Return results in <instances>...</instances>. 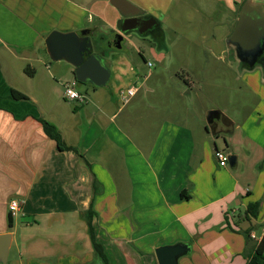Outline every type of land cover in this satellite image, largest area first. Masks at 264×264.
I'll return each instance as SVG.
<instances>
[{"label": "crops", "instance_id": "1", "mask_svg": "<svg viewBox=\"0 0 264 264\" xmlns=\"http://www.w3.org/2000/svg\"><path fill=\"white\" fill-rule=\"evenodd\" d=\"M129 1L161 25L162 16L190 13L203 23L202 37L210 36L213 24L226 28L222 34L227 37L244 0ZM95 3L108 4V0H0V233H11L13 242L10 230L19 222L23 247L7 264H97L80 218L89 204L100 240L95 238L108 264H157L155 248L176 243L190 248L177 264H246L245 254L264 233V197L254 199L262 219H246L238 206L245 211L249 197L241 203L234 173L215 166L213 184L200 169L205 157L215 160V150L236 157L233 170L239 165V155L225 139L235 132V123L225 113H221L225 128L215 131L209 130L206 119L194 130L155 115L148 117L145 126H133L129 135L118 127L94 124L93 135H82L80 151L65 142L55 125L63 145L73 149L59 151L43 133L31 88L15 86L17 65L18 73L31 74L21 62H39L34 60L35 50L51 30L87 26L90 16L97 14L92 10ZM117 17L116 12L113 23ZM103 25L113 27L109 21ZM11 90L27 99H14ZM84 127L87 134L90 124ZM258 175L262 185L264 176ZM95 184L98 191L92 195ZM10 199L22 206L8 229ZM247 231L246 240L241 232ZM210 239L226 243L221 254L206 249L211 247Z\"/></svg>", "mask_w": 264, "mask_h": 264}, {"label": "rangeland", "instance_id": "2", "mask_svg": "<svg viewBox=\"0 0 264 264\" xmlns=\"http://www.w3.org/2000/svg\"><path fill=\"white\" fill-rule=\"evenodd\" d=\"M92 10L97 14L90 16L92 20L87 26L98 25L100 31L106 32L103 24L107 21L113 24L116 12L107 3H95ZM160 20L166 48H157L147 40L129 35L121 51L110 50L105 58L110 72L107 87L95 88L77 82L73 67L63 61H50L43 42L35 50L34 60L39 62H21L22 67L29 66L31 74L18 73L17 65L15 73L19 78L15 80V86L24 90L31 88L37 100L35 110L40 118L57 125L65 142L74 143L79 151L82 135L89 138L95 133L96 125L118 127L129 135L133 126L136 129L145 126L150 115L167 117L198 130V123L206 124L205 114L211 110L208 105H212V110L225 113L235 123V132L231 137L225 136V139L239 155V165L233 170L227 163L226 169L234 173L241 203H247V199L254 203V199L264 197L263 184L258 175L264 176V170L259 169L264 146V81L261 75L254 71L239 74L236 66L229 64L228 54L225 53L226 36L222 34L226 28L213 24L210 26L214 27L210 36L202 37L200 30L203 23L190 13L180 17L166 15ZM219 22L222 23V20ZM32 46L33 42L28 43L26 48L31 49ZM73 83L74 88L84 96L82 104L63 97V85L72 88ZM128 87L135 88L136 93L123 103L122 95ZM114 111L117 113L109 122L108 117ZM64 116L69 117L64 119ZM87 124L90 127L86 134L83 131ZM222 143H217V146L222 147ZM122 161L125 162V159ZM114 163L118 164V153ZM215 166V160L205 157L200 168L213 184ZM231 185L229 181V188ZM91 189L92 195L97 194L96 184ZM244 189L250 190V193H244ZM21 206L19 203V208ZM238 207L239 214H243V206ZM261 219L259 214L257 220ZM20 227L21 224L17 222L16 227L10 230L13 232L8 257L10 261L23 248ZM256 234H259V230ZM95 237L100 240L97 235ZM210 246L205 247L221 254L226 243L210 239Z\"/></svg>", "mask_w": 264, "mask_h": 264}, {"label": "water", "instance_id": "3", "mask_svg": "<svg viewBox=\"0 0 264 264\" xmlns=\"http://www.w3.org/2000/svg\"><path fill=\"white\" fill-rule=\"evenodd\" d=\"M108 5L117 12L121 24L120 32L133 31L136 25L126 23H137L139 15L144 12L129 0H108ZM264 0H244L240 6L235 25L230 34L225 38V53L228 54L230 65L238 63L237 70L241 64H248L249 72L256 66V58L261 54L264 46ZM153 23L156 22L151 17ZM87 30L82 31L86 34ZM120 39L115 40V48H120ZM45 52L52 62L63 61L75 69V80L81 84H89L95 88L107 87L110 82V72L98 55L90 54L91 43L88 37H80L76 31L51 30L43 39ZM264 81V76H261ZM222 114L217 110L206 112V122L209 130ZM228 166L232 169L236 166V157L227 155ZM12 235L9 232L0 233V264H7ZM190 248L186 244L176 243L169 246L155 248L154 255L157 264H177L180 257L186 255Z\"/></svg>", "mask_w": 264, "mask_h": 264}, {"label": "flooded vegetation", "instance_id": "4", "mask_svg": "<svg viewBox=\"0 0 264 264\" xmlns=\"http://www.w3.org/2000/svg\"><path fill=\"white\" fill-rule=\"evenodd\" d=\"M264 10V7H263ZM139 21L137 23H126L128 26L129 24L136 25L135 30L133 31H126V32H120L121 24H118L119 17H117L116 21L113 23V27H106L104 31L102 32L99 30L98 25L97 26H83L82 28L76 29L75 31L78 33L80 37H88L91 43V50L88 55H84L83 59H87V57L92 55H98L100 56L104 64L107 66L106 56L108 55V52L110 50H118L121 51L124 46L126 45L127 38L129 35L134 34L138 38L142 40H147L149 43L154 44L157 48H166L165 44L163 42V30L162 25L156 21L155 23L152 22L151 17L147 14L143 13L142 15H139ZM87 30L86 34H82V31ZM118 37L120 39V48L116 49L114 44L115 40ZM264 46V41L262 42ZM256 66L253 71H258L259 75L264 76V48L261 52V54L258 55L256 58ZM238 63H235L234 65L237 68ZM108 67V66H107ZM239 68L243 71H249L250 67L248 64H241ZM75 70V69H74ZM81 84V83H80ZM86 85V84H83ZM226 122L222 116L215 120V122L212 125L213 130L222 129L225 128Z\"/></svg>", "mask_w": 264, "mask_h": 264}, {"label": "trees", "instance_id": "5", "mask_svg": "<svg viewBox=\"0 0 264 264\" xmlns=\"http://www.w3.org/2000/svg\"><path fill=\"white\" fill-rule=\"evenodd\" d=\"M11 96L14 99L18 100H26L27 97L20 92H17L15 90L10 91ZM43 133L48 137L50 140L54 141L56 144V148L59 151L63 150H70L71 148L65 147L63 145L61 135L55 125H53L50 122H47L45 120L40 119L39 120ZM259 169L264 170V146H263V160L259 164ZM263 192H264V182H263ZM259 212V203L254 202V203H248L245 211H244V217L246 219H255L258 216ZM94 217V213L92 212L91 209V204H89V207L86 211H84L81 214V219L85 224L86 227V233L88 235L91 247H92V252L93 256L96 259L97 264H108L107 258L103 252V249L101 245L96 241L95 238V233H94V228L92 225V219ZM13 224V217L9 212L6 214V225L7 228H11ZM243 237L247 240L248 239V234L249 232H241ZM264 233L261 237V239L255 244L253 250L250 253L245 254L246 257V264H264Z\"/></svg>", "mask_w": 264, "mask_h": 264}, {"label": "built area", "instance_id": "6", "mask_svg": "<svg viewBox=\"0 0 264 264\" xmlns=\"http://www.w3.org/2000/svg\"><path fill=\"white\" fill-rule=\"evenodd\" d=\"M150 64L148 63V66ZM64 86V91H63V97L68 100V101H76L79 104H82L84 102V96L80 94L75 88V83H73L72 88ZM136 93V89L129 87L125 94L122 95V100L123 102H126L128 98L134 96ZM126 96V98H123ZM214 158L217 162V165L219 167H226L227 164V155L221 151V150H215L214 151ZM19 202L16 199H10L7 203V211L11 214L12 217L16 216V214L19 212ZM251 238H253V235H251Z\"/></svg>", "mask_w": 264, "mask_h": 264}]
</instances>
